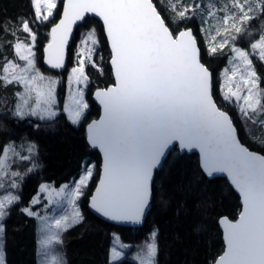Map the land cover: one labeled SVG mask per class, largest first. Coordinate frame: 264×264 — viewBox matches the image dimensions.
Returning <instances> with one entry per match:
<instances>
[{
    "label": "snow or ice",
    "instance_id": "6c2138e0",
    "mask_svg": "<svg viewBox=\"0 0 264 264\" xmlns=\"http://www.w3.org/2000/svg\"><path fill=\"white\" fill-rule=\"evenodd\" d=\"M37 21H49L57 9V0H31ZM177 3L169 5L175 13L176 23H182L193 15L199 4L186 5L182 9ZM264 15V0H257L254 6ZM249 0H231L223 9L224 15L217 19L215 35L209 32V53L216 54L224 49L237 36L228 37L234 31L240 34L243 25L254 17ZM217 9L210 5L209 17L216 15ZM86 13H95L104 24L107 38L111 43L112 60L116 83L114 86L99 89L97 99L104 107V115L89 126V140L104 154L103 175L96 194L92 197V207L112 220L138 221L149 198V181L152 169L159 163L165 149L174 141L181 148H198L202 155L205 171L226 172L243 199V211L236 222L225 220V240L227 248L216 264H264V156L249 151L237 139V129L227 113L221 111L213 100L212 78L208 68L201 63V53L191 29L175 34L153 0H65L63 15L51 30L57 55L49 57L52 67H61L59 48L68 43L72 25L81 20ZM207 22V21H205ZM31 21L25 19L20 27L31 36L33 44L17 40L14 48L20 60L26 61L23 68L13 61L4 65L0 81L4 86L18 84L24 91L17 92L14 116H38L50 119L56 115V81L46 79L35 67V54L32 51L36 33L32 31ZM230 25V27H229ZM204 29L202 28V31ZM223 34L222 42L215 45L217 37ZM93 29L82 43L83 52L77 53L78 66L72 69L76 82L86 84L88 77L85 68L95 67V53L98 40L94 39ZM91 41V46L89 45ZM53 43L49 44V49ZM259 58L264 61V34L251 45ZM27 55H24V51ZM231 77L227 88L221 86L226 102L235 101L241 116L253 124L264 123L253 119L264 115V89H260V77L253 67L249 53L235 47ZM54 59L59 62L54 63ZM236 61H240L243 68ZM11 66L12 72H9ZM19 69V74L17 70ZM226 72L229 70L226 69ZM239 81L233 88V80ZM74 100L75 108L70 111L73 123L79 121L84 109L83 91ZM35 100V103L32 101ZM66 110H68L66 108ZM264 143V139L259 140ZM21 151L24 145L19 146ZM36 146L29 144V155H21L17 146L8 143L0 147V189L6 188L3 178L11 177L7 187L19 188L16 177L11 172L13 157L27 161L35 152ZM32 171V169H28ZM93 176V166L87 162L79 180H74V188L63 186L58 195L63 194L69 204L83 194ZM46 189V186H42ZM19 200V196L8 192L0 198V220L7 214L5 209ZM38 202V201H34ZM22 212L35 215L30 207ZM43 220V217H41ZM83 217L75 211L71 217L65 215L54 221L57 229L79 223ZM52 225L45 223L43 231L50 232ZM3 226L0 225V232ZM58 236L46 235L43 243L47 245ZM156 244L147 245V254L138 256L140 264H155ZM120 255L114 253V258ZM55 264V261H53Z\"/></svg>",
    "mask_w": 264,
    "mask_h": 264
},
{
    "label": "trees",
    "instance_id": "16d2710c",
    "mask_svg": "<svg viewBox=\"0 0 264 264\" xmlns=\"http://www.w3.org/2000/svg\"><path fill=\"white\" fill-rule=\"evenodd\" d=\"M162 17L174 33L183 27H192L201 49V60L212 70V93L217 104L227 110L239 133L249 148L264 154V130L256 136V128L245 130L242 116L235 104L223 105L219 99L220 90L216 84L217 70L225 63L224 52L207 55L198 36L194 17L176 23L169 19L159 1L153 0ZM62 0L57 3L54 16L49 21H37L31 0H0V67L13 55L15 35L23 34L20 27L25 19L31 21L36 33L35 50L39 65L60 76L58 87L59 112L49 120L31 117L18 118L11 113L17 84L4 86L0 81V147L10 140L23 137L36 142L35 166L28 171L19 189V200L3 218V251L5 264H37L36 218L22 212L38 191L42 182L55 186L76 178L85 162H91L94 173L80 199L82 221L75 223L62 233L67 264H112L109 262V247L113 233L125 242H140L156 229V264H211L223 251L224 243L218 218L227 215L234 219L240 211L239 196L225 177H207L199 165L197 153H179L174 148L155 172L152 182V201L144 222L140 227L117 225L101 219L87 208L88 197L97 180L100 168V154L89 146L86 140L85 124L99 113V106L92 99L95 87L107 86L113 81L109 64L110 50L101 22L87 16L74 32L69 45L68 64L62 71L43 65L42 51L49 39V27L59 16ZM264 23V16L248 21L244 31L237 34L234 44L248 48L257 38ZM95 27L98 40L96 66L86 67L88 108L79 125L70 122L62 109L66 89L67 70L73 65L74 48L80 31ZM97 57V56H96ZM98 62V63H97ZM255 63L264 86V67L261 61ZM2 154V152H0ZM113 264H139L123 259Z\"/></svg>",
    "mask_w": 264,
    "mask_h": 264
},
{
    "label": "rangeland",
    "instance_id": "374dc122",
    "mask_svg": "<svg viewBox=\"0 0 264 264\" xmlns=\"http://www.w3.org/2000/svg\"><path fill=\"white\" fill-rule=\"evenodd\" d=\"M58 1L59 0H57V3H58ZM157 1H159V5H161V8H163L164 12H166L169 15L168 16L169 19H174L176 21L175 13H173L170 10L169 5L171 3H177V0H157ZM240 2L244 3L245 0H240ZM230 3H231V0H180L179 7L181 9L184 6L191 5V4H199L202 6L201 9H197L195 11L194 15L190 12L189 17L195 18L197 31H198L197 33H198V36H199L201 43L203 45L204 51L207 55L210 54L208 51V49H209L208 41L210 39L209 32H211L212 35H215L216 27H217V19L222 20V17L225 14L224 11H220L219 9H223L226 4L230 5ZM256 3H257V0H249L250 6L254 7ZM210 5H214L215 8L217 9L216 15L214 17L208 16V11L210 10ZM33 9H34V7H33ZM55 10L53 11V16H54ZM34 12H35V10H34ZM250 14L254 18L259 17V15H260L259 9L254 7L253 12H251ZM262 16H264V15H262ZM52 17H50V18H52ZM205 21H207V22H205ZM246 24H247V22H245L243 25H241L239 22H237V27H243V29H244L246 27ZM229 27H230V25H229ZM202 28L204 29L203 31H202ZM93 29H95V27H89L86 29H82L80 31L79 37L76 41L75 48H74L73 65H71L69 67V69L67 70L66 89H65V96H64V100H63L62 109L65 112V114H66V116L70 122H72V120L70 119V111L74 110V108H75L74 100L80 98V96H79L80 90L83 91L84 103H86L88 105L87 99H86V94L88 91V82L85 84L83 82V80H81V82L78 85L76 82L75 76L72 73V69L74 67L78 66V58H77L78 52H83L84 55H87V53L83 51L85 48V45L82 43V41L85 39V37L88 35V33H90ZM175 33H177V31ZM261 34H264V23L261 27V30L259 32L258 37L253 39V41L250 43L248 48L241 47V46H238L235 44V47L241 48L242 50L249 53V58L253 62V67H254L258 77H260V74L257 71V67H256L255 63H257L256 62L257 60H260L259 50H256L254 52L253 49L251 48V45L259 40ZM233 35H237V33L232 31L228 34V37L233 36ZM14 38H15V40L13 42V55H12V57L7 58V60L3 64V66L0 67V75L3 74L4 65L7 64L8 61H13L14 63L18 64L20 68H23L26 64V61L20 60L19 55L17 54V52L14 48V45L16 44L17 40H20L25 44H33L31 36L28 33L24 32L21 35H15ZM222 38H223V34L221 37H217V40L214 42L216 46H218L219 43L222 42ZM94 39H97L96 30H95ZM233 43L234 42L231 41V39H229V43L225 45L224 49L218 50L219 53L224 52L226 58H225V63L223 64V66H221L217 70L216 75H215V80H216V84L220 90L219 99L223 103V105L226 106V105H230V104L231 105L235 104V106L238 110L237 112L240 113V110L237 107L235 101L233 100V102H226L223 98V93L221 91L222 85H224V87L227 88L228 83H229V78L232 75L231 74V68H232V63H233V57L235 56V54L232 52ZM88 46H91V41H89ZM96 48H97V51L95 53L94 58L95 59L97 58L99 60L101 58V54H97L98 53V46L97 45H96ZM32 51L35 54V67H36V69H38L39 72L46 79L55 80L57 82L55 85V106L53 108V111H55V113L57 114L60 111L58 108L59 99H58V92H57L58 87H59V83H60V76L43 69L39 65V63L37 61V53L35 50V42H34V46L32 47ZM23 54L27 55V51L25 50ZM236 63L239 64L241 68H243V65L240 61H236ZM261 63H262L261 65L264 67V61H261ZM226 69H228L229 71L226 72L225 71ZM9 72L10 73L12 72L11 66H9ZM17 74H19V69L17 70ZM85 75H87L86 68H85ZM87 77H88V75H87ZM237 81H239V76L235 77L233 82H232L234 89H235V84ZM261 81L262 80L260 78V82ZM259 87H260V89H264V86H262L261 83H260ZM22 91H24L23 87L18 85V88L15 90L14 101L11 105V113L12 114L15 111L16 103H17L16 93L22 92ZM32 103H35V100H33ZM66 108L68 110H66ZM87 108L83 110L79 121L76 123L72 122L73 124L79 125L81 123V121L83 120V116L85 115V113L87 111ZM240 115H241V113H240ZM26 117H31V118L39 119V120H49V119H40L38 116H26ZM26 117H24V118H26ZM253 119H256L259 121H264V115H261L259 117L254 116ZM242 120L244 123L245 130H247L248 132H250L252 130V128H254V127L256 128V133H255L256 136L258 135V133L260 131L264 130V123L253 124L252 120L246 121L243 117H242ZM10 142L17 146L18 151H21L19 146L21 144L24 145V149L21 151V155H29V153L27 152V146L29 144H34L36 146V142L30 138H27V137H23L20 140H10L6 144H8ZM36 152H37V147L35 149V152L31 155V158L27 161H21V160L16 159L15 157H13V160L10 162L11 163L10 171L20 173V176L15 178L16 183L19 185V188L11 189L10 187H7L11 183V177L9 176L8 178H3L2 182L6 185V188L0 189V198H3L5 195L8 194V192H11L12 195H16V196L19 195L18 192H19V189L21 188V184H22V181L24 179V176L28 172V169H30V168L32 169L35 166L34 159L36 156ZM87 164L89 166H93V164L91 162H87ZM83 170H84V166L82 167L80 174L76 178L72 179L69 182L63 183L59 186H55L52 182H42L38 188L37 193L35 194L33 199L30 201L29 205L27 206V207L31 208V211L33 213H35V215H33V216H35V218H36L37 264H53V261H55V264H67V259L65 256L64 243L62 240V233H63L64 229H66L69 226L57 229L54 225V221L56 219H60L61 217L65 216V215H68L69 217H71L75 211H79V213L81 214L80 199H81L82 195L76 199V201L73 205V204H69L68 200L65 199V196L63 194L58 195V193H60L62 187L66 186V185L70 186V188H74L75 185H74L73 181L79 180ZM93 173H94V166H93ZM42 186H46V189H42ZM84 190H85V188H84ZM34 201H38V202H34ZM11 206L7 207L5 209L6 213L9 211ZM27 207H25V208H27ZM41 217H43V220L41 219ZM45 223L52 225L50 232H48V233H45L43 231ZM73 224H75V223H73ZM73 224H71V225H73ZM0 225L3 226V219L0 220ZM2 233H3V231L0 232V264H5L4 251H3V242L4 241H3ZM46 235L58 236L59 239L58 240L53 239L47 245H45L43 243V241L45 240ZM156 235H157V230L154 229L149 233L148 237L146 239H144L143 241L125 242L119 237V235L117 233H113V240H112L111 246L109 247V262L113 264V263H116V262L123 260V259H129L131 261H135V262L140 264V260L137 259V257L147 254V245L152 243L153 241L155 242ZM115 252H119L120 255L118 257L114 258ZM154 261H155V257H154ZM155 264H156V262H155Z\"/></svg>",
    "mask_w": 264,
    "mask_h": 264
},
{
    "label": "water",
    "instance_id": "95a60500",
    "mask_svg": "<svg viewBox=\"0 0 264 264\" xmlns=\"http://www.w3.org/2000/svg\"><path fill=\"white\" fill-rule=\"evenodd\" d=\"M154 3V2H153ZM64 4H65V0H62V4H61V8H60V12H59V16L58 18L56 19V21L54 23H52L49 27V39L48 41L46 42V44L44 45L43 47V51H42V62H43V65L47 68H50L52 70H56V71H62L66 68L67 64H68V54H69V45L72 41V38L74 36V32H75V28L83 22V20L87 17V16H93L95 17L96 19H98L101 24H102V27H103V32H104V35H105V38L107 40V43H108V46H109V50H110V58H109V64H110V67H111V73H112V78H113V81L111 83H109L107 86H99V87H95L92 92H91V97L92 99L97 103V105L99 106V113L96 117L90 119L86 124H85V134H86V140H87V143L89 144V146L93 149H96L99 154H100V168H99V173H98V177H97V180L94 184V187L88 197V200H87V208L90 212H92L93 214H95L96 216L100 217L101 219L105 220V221H108V222H111V223H114V224H117V225H124V226H129V227H140L143 222H144V218L146 216V213L149 209V207L151 206V201H152V195H153V191H152V182H153V179H154V176H155V172L157 170H159L164 162V159L166 158V156L174 149V148H177L179 153H192V152H195L197 153L198 155V158H199V165H200V168L202 169V171L204 172V174L209 177V178H212V177H215V176H222V177H225L227 179V181L229 182V184L231 185V187L235 190V192L238 194L239 196V202H240V211L238 213V215L234 218V219H231L230 217H228L227 215H222L218 218V224H219V227L221 229V232H222V239H223V243H224V249L223 251L221 252V254L211 263V264H216L217 260L224 254L226 248H227V243H226V240H225V223L224 221L227 220V221H231V222H236L239 217H240V213L243 211V199L239 193V191L236 189V187L233 185L230 177L228 176V174L226 172H213L211 175L208 174L207 171H205L204 167H203V162H202V155H201V152L198 148H191V149H188V148H181L179 146V142L178 141H174L171 145L168 146V148L165 149V152L163 154V156L160 158V161L159 163L156 165V167H154L152 169V175H151V179L149 181V198H148V203L145 205L144 209H143V213L141 214V217L138 221H131V220H112L108 217H105L103 216L101 213L97 212L93 207H92V197L96 194V189L97 187L99 186L100 184V180H101V177L103 175V167H104V154L102 152V150L98 147V146H93L91 143H90V140H89V126L94 122V121H99L101 119V117L104 115V107L103 105L100 103V101L97 99L96 97V93L99 89H106V88H109V87H112L115 85L116 83V77H115V72H114V68H113V65L111 63V60H112V52H111V43L110 41L108 40L107 38V33H106V30L104 28V24H103V21L102 19L97 16L95 13H86L85 16L77 21L75 24L72 25V31L71 33H69V36H68V43L66 45H62L60 48H59V56L61 57V60H62V66L61 67H52L49 63H48V59L49 57H55L57 55V50H56V46H55V42L53 41V37H52V33H51V30L52 28L57 24L59 23V20L61 19L62 15H63V10H64ZM158 10V8H157ZM159 11V10H158ZM186 29H191L192 30V33H193V36L195 37V34H194V30L192 27L188 26V27H183L181 29H179L177 31V33L175 34H178L180 31H184ZM171 31V29H170ZM196 39V37H195ZM197 41V39H196ZM50 43H53V48L52 49H49V44ZM197 46L198 48L200 49L199 47V44H198V41H197ZM200 53H201V49H200ZM55 62H59V61H56L54 59V63ZM201 63L204 64V66L206 68H208L209 70V73L211 74V78H212V70L201 60ZM213 94V93H212ZM213 100L215 101L216 103V106L223 112L227 113L228 116L231 118L232 122H233V126L237 129L230 113L221 108L214 96H213ZM237 139L240 141V143L242 145H244L246 148L249 149V151L251 152H254L258 155H262L264 156V154L260 151H257V150H254V149H251L249 148L244 142L241 141L240 137H239V133H238V129H237Z\"/></svg>",
    "mask_w": 264,
    "mask_h": 264
}]
</instances>
